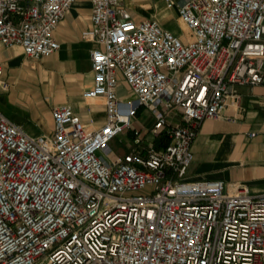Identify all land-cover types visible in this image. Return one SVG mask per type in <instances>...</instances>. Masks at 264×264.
<instances>
[{"label": "built area", "instance_id": "built-area-1", "mask_svg": "<svg viewBox=\"0 0 264 264\" xmlns=\"http://www.w3.org/2000/svg\"><path fill=\"white\" fill-rule=\"evenodd\" d=\"M89 1L85 97L104 98L105 122L91 130L60 104L52 134L33 137L0 112V264H264V190L188 176L199 128L225 118L229 87L264 86V0H179L186 43L134 20L123 0ZM75 2L0 0V44L52 56ZM141 110L153 125L119 157L111 143Z\"/></svg>", "mask_w": 264, "mask_h": 264}, {"label": "crops", "instance_id": "crops-1", "mask_svg": "<svg viewBox=\"0 0 264 264\" xmlns=\"http://www.w3.org/2000/svg\"><path fill=\"white\" fill-rule=\"evenodd\" d=\"M178 3L123 0L122 6L134 20L154 19L186 43L192 34L179 16ZM91 13L89 0H76L53 33L61 49L39 61L28 60L20 47L0 44L2 79L11 84L4 94L11 96L13 106L5 110L0 99V112L33 137L52 134V108L60 104L70 105L91 130L105 122L104 98L85 97L93 85L90 52L97 46L82 36L92 26ZM125 89L122 84L120 95ZM224 116L201 124L188 176L222 180L228 190L244 186L259 194L264 190V86L231 85Z\"/></svg>", "mask_w": 264, "mask_h": 264}, {"label": "rangeland", "instance_id": "rangeland-1", "mask_svg": "<svg viewBox=\"0 0 264 264\" xmlns=\"http://www.w3.org/2000/svg\"><path fill=\"white\" fill-rule=\"evenodd\" d=\"M124 86L127 87L125 84ZM1 100H2L1 105H3L5 110H9L13 108L10 95L4 94L1 97ZM152 125H153V118L151 117V115H149L144 110H141L134 119L131 130L123 134L120 138H117L115 141H113L111 143V148L113 149V151L116 153L117 156L119 157L123 156L127 152L128 148L131 146L133 138L136 136L137 132H140L141 135H143L146 132H148V130L152 127ZM145 137L147 138L148 136ZM149 191H151V187H148L145 190V192H149Z\"/></svg>", "mask_w": 264, "mask_h": 264}]
</instances>
